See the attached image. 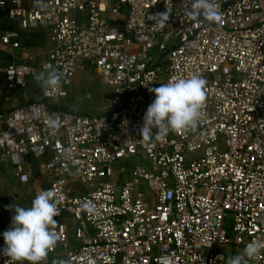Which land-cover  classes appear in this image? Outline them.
<instances>
[{"label": "built area", "instance_id": "obj_1", "mask_svg": "<svg viewBox=\"0 0 264 264\" xmlns=\"http://www.w3.org/2000/svg\"><path fill=\"white\" fill-rule=\"evenodd\" d=\"M191 4L0 0L7 91L27 90L38 75L30 64L1 65V55L20 50L21 32L31 27L49 32L42 70L62 77L57 88L39 82V101L0 110V168L9 163L28 184L27 158L45 159L48 189L60 197L53 229L60 239L49 253L65 249L61 264H226L217 245L239 251L264 240V0H218L219 24L191 21ZM165 5L169 23L154 28L150 17ZM4 18L17 28L2 27ZM86 66L112 90L108 115L59 106ZM193 76L207 81L197 129L143 140V117L156 98L149 89ZM86 201L95 212L84 209ZM70 239L79 244L74 250ZM5 247L0 240V264H13ZM251 264H264V255Z\"/></svg>", "mask_w": 264, "mask_h": 264}, {"label": "clouds", "instance_id": "obj_2", "mask_svg": "<svg viewBox=\"0 0 264 264\" xmlns=\"http://www.w3.org/2000/svg\"><path fill=\"white\" fill-rule=\"evenodd\" d=\"M39 2V0H37ZM172 10L165 5V11L151 15L153 27L163 29L172 16ZM191 21L198 22L201 17L209 23H222L223 13L218 0H192L191 8L186 13ZM61 74L48 70L40 72L36 79L46 88H57L61 83ZM207 81L198 76L190 78L171 77L167 83L149 89L155 93V100L148 106L140 127L143 140L158 141L169 132L195 131L205 118ZM58 127L56 122H53ZM158 129L154 135L152 129ZM60 197L55 188L41 190L32 201L31 207L15 205L12 223L3 233L6 247L3 254L13 264H42L49 252L54 249L60 239L53 230L58 223V204ZM88 212H95L91 202L83 203ZM13 209V205L9 206ZM264 255V240L256 239L248 242L235 255L229 256L226 264H251Z\"/></svg>", "mask_w": 264, "mask_h": 264}, {"label": "rangeland", "instance_id": "obj_3", "mask_svg": "<svg viewBox=\"0 0 264 264\" xmlns=\"http://www.w3.org/2000/svg\"><path fill=\"white\" fill-rule=\"evenodd\" d=\"M78 19H81L82 21L86 22V15L83 14H76L75 15ZM47 53L49 52V48H46ZM46 53V54H47ZM20 62V61H18ZM36 68L38 70V74L40 72H43L42 70V57H38L36 59ZM37 84V79L35 78V81H32V85ZM29 91L25 90H19L12 92V95L8 94V91L6 90V81L1 78L0 76V89L2 92L0 93V109L7 112L9 109H14L23 106L27 103V101L30 99L31 93L34 91V86ZM11 93V92H10ZM19 93H21V97H19ZM68 96L64 98L59 106L67 111H73L78 114H86V115H96V114H109L111 110V93L112 90L110 87L104 85L102 81L101 74L98 69L86 66L82 70H79L77 74L75 75V78L73 80L72 86L68 89ZM8 96L10 98L9 101L5 103V97ZM35 98V97H34ZM28 163L30 167L34 169V175H44L46 171L42 168L45 164L44 158H36L34 155H30L28 158ZM136 164H143L147 165V161H139L136 162ZM2 168H5L8 172H6V176H8L10 173H14V170L10 166H2ZM1 171V170H0ZM3 175V174H2ZM48 175V174H47ZM5 176V175H4ZM4 179L3 177H0ZM12 183L17 187V191H21V197L26 199V204L23 205V207L28 208L31 207L32 201L36 197L35 195H32V186L30 187H24L25 185H22L19 183L18 179H14ZM29 185V184H28ZM31 185V184H30ZM143 190L147 193V195H150L149 188L143 184ZM12 216L14 215V208L10 209ZM12 223V220H11ZM9 226H7L6 230L9 229ZM4 240V239H1ZM72 243H76V240L70 239L69 244L72 245ZM76 246L79 244L76 243ZM75 246V247H76ZM216 249L223 252L227 257L235 255L238 250L236 246L234 245H217ZM59 250V249H58ZM58 250L56 255L58 254ZM51 264H54L51 263Z\"/></svg>", "mask_w": 264, "mask_h": 264}, {"label": "crops", "instance_id": "obj_4", "mask_svg": "<svg viewBox=\"0 0 264 264\" xmlns=\"http://www.w3.org/2000/svg\"><path fill=\"white\" fill-rule=\"evenodd\" d=\"M2 20H3L2 27L17 28L16 27L17 25L14 23H11L8 19L4 18ZM21 44H22L21 49L16 51L14 55L12 56L11 55H7V56L1 55L2 57L1 65L2 66L5 65L6 63H13V62L21 63V64L22 63L30 64V65L36 66L35 64L36 59L38 57H42V63H43L47 56L46 48H49V49L52 48V44L49 39V32L46 28H43L42 26H35V27H31L30 29L22 31L21 32ZM90 67H93V66H90ZM0 76L2 79L5 80V75L2 71H0ZM32 81H35V78H33L30 81L29 88L25 91H29L31 89ZM33 86H34V91L31 93L30 99L24 105H28L32 102H35L41 99L42 97V87L40 83L37 81V84L35 85L33 84L32 87ZM6 90H7V87H6ZM1 92L2 90L0 89V93ZM8 94L12 95V92L10 93L8 91ZM19 97H21V93H19ZM9 100L10 98L6 96L5 103ZM10 110L12 109L7 110V112H5L4 110H1V111H4L7 114ZM111 111H112V108L109 114L111 113ZM96 115H108V114H96ZM4 165L10 166L14 170V168L9 163L4 164ZM42 168L44 169V166ZM0 170H1L0 177L4 178V179L0 178V240H1V239H4L3 233L6 231L7 226L11 224V220H12V214L10 212L11 210L9 209V206L13 205V208H14L15 205H20L21 207H23V205L26 204V199L21 197L22 195L21 191L18 192L17 187L11 181L13 180L12 178L18 179V177L15 174V170H14V173L12 172L8 176H6L5 174L6 172H8L7 170H5V168L1 167ZM34 172L35 171L33 169L32 181L28 183L29 185L22 184L19 181V179L18 181L20 184L25 185L24 187H30L33 185L32 193L34 194L32 195L36 196L39 191L46 190L49 188L50 177L47 174H45L46 176L34 175ZM76 243H72V245H70L71 250H74L78 247L75 245ZM66 252L67 251L65 249L59 248L57 255H56L57 251L53 254L49 253L47 258L42 262V264H51L53 262L54 264H61L65 260V256L67 254ZM24 263L28 264V262L26 261Z\"/></svg>", "mask_w": 264, "mask_h": 264}, {"label": "trees", "instance_id": "obj_5", "mask_svg": "<svg viewBox=\"0 0 264 264\" xmlns=\"http://www.w3.org/2000/svg\"><path fill=\"white\" fill-rule=\"evenodd\" d=\"M40 100V99H39ZM39 100H37V101H39Z\"/></svg>", "mask_w": 264, "mask_h": 264}]
</instances>
